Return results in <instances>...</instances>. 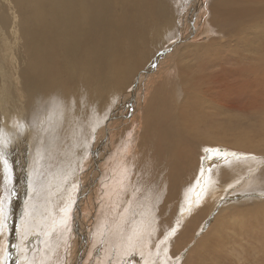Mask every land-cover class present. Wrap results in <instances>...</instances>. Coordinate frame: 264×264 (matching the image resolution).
Wrapping results in <instances>:
<instances>
[{
  "label": "rangeland",
  "instance_id": "rangeland-1",
  "mask_svg": "<svg viewBox=\"0 0 264 264\" xmlns=\"http://www.w3.org/2000/svg\"><path fill=\"white\" fill-rule=\"evenodd\" d=\"M0 1L3 3L1 9H4L1 15L5 11L15 13L13 19H1L0 22V73L8 77H0V264H40L42 262H46V264H66V256L68 255L66 252L70 245L71 234L77 230L78 226L73 221L75 205L79 204V199H84L81 202L82 204L80 203L82 226L86 227L90 219L93 221V218L95 219L99 216L100 220H103L101 214L103 212L106 213L110 208H102V205L104 206L105 204H101L102 196L106 197L110 193V189L114 190L115 187L112 183L120 182L122 176H124L125 182L128 184L126 188L130 191H127V193L123 191V193L125 192L123 202L119 203V208H115V214L117 215L114 217V221L112 223L107 222L106 233L101 234V225L98 223L94 224L95 236L93 238L95 241L90 243L92 247L95 245V252L101 256H104L106 252L109 253V264H240L239 259L242 260L241 264H259L261 260L258 258H264V251L256 248L261 247V245L255 243V235L250 236L248 230L255 233V228L247 225V221L251 217L249 212L255 211L264 205V189H259L260 187L251 188L250 186L252 185L249 186L248 183L254 178H260V173L264 170V155L252 154L248 150L244 151L239 144H234L229 137L240 134L227 130L225 126L231 122L232 117H240L241 121L246 125L250 115H243L240 112L241 110L239 111L235 107L231 108L229 101L222 103L220 107L209 106L205 108L206 113L203 118L201 117V122H199L198 126L193 127L201 128L200 131L214 133L213 138L215 136L218 137V133H223L226 138L215 139L214 142L218 145L213 146V149L206 147L207 151L200 154V158L205 163L200 162L198 165L196 175L199 182L190 196L188 197L187 194L190 190V184L194 180L191 178L190 181L187 180L189 183L187 181L182 183L180 194L178 193V197L172 202V192L168 190L170 186L167 187L169 183L166 186L163 181L165 177L168 180L167 175L170 172V168L172 171V154L170 151H162L159 148L160 135L157 130L153 132L158 135H154L142 121L137 122L133 131L130 130L133 138L129 139V136L122 137L119 144H117L119 153L123 154V151L126 153L130 149L136 154L134 163H119L118 166L117 162L115 165L114 153L117 150L116 145L113 153L110 154L109 152L101 161L100 179L96 183L93 195L89 197L90 202L87 200L88 197H83V195L81 197L82 193L79 190V186L83 183L84 178L81 177L80 170L83 164H88L87 167L91 171L92 166H89L93 160L94 144L98 143L99 139L97 140V138L109 121L110 110L116 106L117 100L121 95L119 92L115 96L113 89L125 87L123 74L128 67L119 66L110 71L109 73L111 74L109 75L98 76L93 72L90 75L86 73L77 77L75 82L63 84V89L61 90V99L63 101L67 99L77 100L82 90L91 92V85L94 80L100 85L99 102L103 103L106 99L109 102L95 110L96 114H98L96 121H93L88 116L85 118L86 138L84 140L86 144L83 146L84 149L74 155L73 159L70 158L67 161L68 163L71 162L69 165H72L77 160L74 163V165L76 164L75 167L73 165L70 168L71 170H69L75 169V175L71 177L72 181L71 179L68 180L66 173H64L65 176L64 174L55 176L50 174L46 178L47 173L41 162L46 160L47 153L53 147L58 148L56 140L51 139L52 131L58 133L62 141L70 133H72V137L68 136V138L73 140L75 136L74 130L68 122L67 111L63 108L58 113L61 118V125L54 126V128L51 127V132L46 133L50 124L48 119L50 115H55V112L48 110L45 104L40 105L39 108H36L35 105L30 107L31 104L26 100L27 94L25 93L27 90V75L25 71L29 66V54L22 49L20 31V14H27V11L12 0ZM167 1L171 3L174 17L172 20L175 22L179 17L178 10L182 6V0ZM206 3L208 4L207 0ZM122 10L126 13L130 11L126 5L122 7ZM204 15L205 11H202V16ZM183 17L184 15L181 16V20L178 22V28L175 22L172 25L171 32L161 39V49L167 50L175 44L179 37V27ZM148 21L149 24L146 26L148 38L145 45H148L150 38L158 36L160 32L166 33V31L161 29V21L158 22L156 15L148 17ZM204 31H207L206 27L203 28L200 38L207 37L208 40L213 38L212 35H207V32ZM17 42L19 43L18 45H16ZM188 46H190V43L186 47L182 46V51L180 50L174 57L172 67L168 66V71L164 73L166 77H164L163 82L161 81L162 84L161 82L159 84H157L158 82L156 83L155 91L153 92L156 95L152 93L149 96L154 101H146L143 105L146 107H143L144 112L147 111L145 114L153 109L152 104L155 102V96H159V93L160 95L162 93L163 101L161 102L166 103V106L168 105L173 114H179L182 121H187L186 124L192 118L193 109L195 110V108L190 107L196 106L199 111L201 103L204 102L201 99L199 84L196 80L193 81L194 79L192 76L190 77V72L181 74L178 69V66L182 68L181 64L183 61L192 57L189 53L183 54L184 51L188 52L186 50ZM170 56L172 55L166 53L164 61H171L172 57ZM164 61H161L162 69H164ZM16 75L19 77H15ZM185 77L187 78L184 79ZM4 79L9 80L6 83L3 82ZM79 81H82V84ZM166 82L167 86L169 84L170 86L166 87ZM194 82L198 84V87H195V89L199 90L198 94L195 91H189V85ZM162 85H165L164 88H162ZM151 95L155 96L152 98ZM233 104L236 105V103ZM167 113L168 111L165 112V119L168 118L169 121L165 120L163 129L176 131L181 121L179 118H174V122L171 125L172 118L166 115ZM197 115L199 117L198 113ZM236 126L235 128L237 129L243 127L242 124ZM247 126L252 130L253 135L259 130L257 123L251 117L248 119ZM165 143L170 144L171 139H165ZM192 143L196 145L195 142ZM66 144L63 143L62 150L65 149ZM222 149L230 155L223 160L215 161L214 157L221 154ZM232 149H235L236 152L232 151ZM208 150H211V155H209ZM62 154L66 155L67 151ZM50 157H52L51 161H54L55 164H63L65 161V157L59 155L50 154ZM227 162H230V164L231 162L240 163V167H243L242 171L238 172V177L226 185L227 187L225 188V185L220 182H224L227 179L226 177L231 176V174L226 176V173H224V179H221L220 176ZM241 173H244V175H241ZM204 176L209 178L208 182L212 183L210 184L211 186L213 185V188L211 186L208 187V190H205L206 193L204 192L202 195L203 198L200 201H196L197 194L201 193V189L204 186L202 182ZM117 177L118 180L115 181ZM157 178H160L163 187L166 186L163 189L164 192L162 190L163 198L160 202L159 195H157L159 194L158 188L151 183ZM134 179L135 183L133 185ZM144 179L146 182L142 181ZM68 181L69 183H66ZM78 181L81 182L79 183ZM229 185L231 187H228ZM87 186L90 187V184ZM247 186L250 188L247 189ZM104 187L105 189L107 188L105 193L103 192ZM167 190L170 192L167 193ZM209 190L212 192L210 191L211 194L207 195ZM120 193H122V190ZM154 197L158 200L155 201ZM104 202H106V199ZM135 202H137V208ZM140 202L144 204L142 205ZM253 204L254 206H250ZM106 206H108V203ZM231 208L237 210V214H234ZM229 210L231 211L229 212ZM93 212H95L94 215L92 214ZM261 214L264 215V212ZM49 217L51 219L46 223ZM131 218L132 222L129 221ZM34 221L39 222L40 231L35 232L36 228L34 232L30 231V227L37 226V222L35 223ZM121 225L123 227L127 225L128 229L126 226L124 231H120ZM86 228L89 230L88 227ZM143 229H146V231H143ZM51 237L53 240L56 238L59 241L56 251L57 255L53 261L50 257L47 258L48 251H50L48 248L51 243ZM102 237L104 242L99 241ZM234 249H244L245 251L238 259L237 256L232 254V252L235 253ZM128 250L131 252L136 251L134 256L136 260H131L132 255L127 252ZM256 251L259 253L257 254ZM89 260H92V258ZM87 263L94 264V261L86 260L85 264Z\"/></svg>",
  "mask_w": 264,
  "mask_h": 264
},
{
  "label": "bare ground",
  "instance_id": "bare-ground-1",
  "mask_svg": "<svg viewBox=\"0 0 264 264\" xmlns=\"http://www.w3.org/2000/svg\"><path fill=\"white\" fill-rule=\"evenodd\" d=\"M12 1L27 11V14H20L22 49L29 54V66L25 71L27 75L26 100L31 104L30 107L35 105L36 108H39L40 105L45 104L48 110L50 109L51 112H55V115H50L48 119L50 124L46 133L51 132V127L54 128V126L61 125V118L58 113H60L61 109H66L68 122L73 128L75 135L73 140L68 138V136L72 137V133H70L65 140L61 141L58 133L52 131L51 139L56 140L58 148L53 147L49 153L65 157V161L63 164H55L54 161H51L52 157H50V154L47 153L46 160L41 162L47 173L46 178L50 174H54L55 176L66 173L68 180H70L75 175V169H72V171L69 170H71L70 168L77 160L72 165H69L71 162L68 163L67 161L70 158L73 159L74 155L84 149L83 146L86 144L84 140L86 138L85 118L88 116L93 121H96L98 114H96L97 112L95 110L109 102L108 99L103 103L99 102L100 85L94 80L91 85V92L82 90L77 100L67 99L63 101L61 99L63 84L75 82L77 77L85 75L86 73L90 75L91 72L98 76L104 74L109 75L111 74L109 73L110 71L119 66L128 67L123 74L125 87L113 89L115 96L119 92L121 95L117 100L116 106L111 110L109 109L111 111L108 118L109 121L101 131L100 136H98V143L94 144L93 160L89 166H92L91 171L87 167L88 164H83L80 170V175L84 178L83 183L80 186L78 184L80 187L79 190L82 193L81 197L82 195L83 197H88L87 200L90 201L89 197L93 195L96 183L100 179L101 161L103 157L109 152L110 154L113 153L122 137L129 136V139H132V132L130 130L133 131L135 124L141 121L154 135L158 134L153 131H158L160 135L159 148L162 151H170L172 154V171L170 168V172L167 175L168 180H166V177L163 180L166 186L169 183L167 187L170 186L168 190L172 192L171 202L178 197L182 183L187 180L190 181L191 178L192 180L194 179V184L192 182L190 184L191 186L189 185L190 190L187 194L189 197L199 182L196 175L198 165L200 162L205 163L200 158V154L207 151L205 149L206 147L213 149V146H217L218 144L214 142L215 139L226 138L223 133H218L219 136L213 138L214 133L200 131L201 128H195L193 126H198L199 122H201L206 113L205 108L209 106L220 107L226 101H229L231 108L235 107L239 111L241 110L240 112L243 115L249 114L248 119L251 117L259 127L257 133L253 135L252 130L247 126L248 119L245 125L240 117H232L231 122L225 126L227 130L239 133L240 135L229 137L230 141L234 144H239L244 151L248 150L252 154L259 156L264 155V0H207L208 4L206 0H182V6L178 10L179 17L175 21L178 28V22L181 20V16L184 15L179 27V37L175 44L167 50L160 48V42L162 38H165L171 32L172 25L175 23L172 20L174 17L171 3L167 0ZM2 5L3 3L0 1V22L1 19H13L14 12L5 11L1 15L2 11H4V9H1ZM125 5L129 7V13L122 10V7ZM202 11H205L204 16H202ZM153 15L157 16L158 22L161 21V29L166 31V33L160 32L158 36L150 38L148 45H145L148 38L146 32V26L149 24L148 17ZM204 27L207 29L204 32H207V35L209 34L213 37L210 40L207 37L200 38ZM189 43L190 46L186 48L188 52L184 51L182 53H189L192 57L189 60L186 59L183 61L181 64L182 68L178 66V69L181 71V74L190 72V77L192 76L193 81L196 80L198 82L199 87L197 83H191L189 85V91H195L198 94L200 90V94L202 95L201 99L204 102L201 103L199 111L196 106L190 107L195 108V110L193 109L191 113V120L189 121L188 119L190 123L188 122L186 124L187 121H182L179 114H173L168 105L166 106V103L161 102L163 101L162 93L161 95L159 93V96H155L156 94L153 92L155 91L156 83L163 82L164 77H166L164 73L168 71L167 68L172 67V61H174V57L181 50L182 46L186 47ZM18 44L17 42L16 45ZM166 53L172 55L170 56L172 57L171 61H164ZM162 60L165 63L163 65L164 69L161 68ZM0 77L8 78L1 73ZM15 77L18 78L19 76L16 75ZM8 80L4 79L3 82L7 83ZM79 82L82 84V81ZM184 82L186 81L184 80ZM162 86L164 88L165 85ZM168 86L166 82V87ZM196 86L199 90L195 89ZM152 93L155 94L153 96L151 95L152 98L155 96V102L152 104L153 109L145 114L147 111L144 112L143 105L146 101H154L151 97L149 98ZM231 99L233 100L231 101ZM233 103H236V105ZM166 111H168L166 115L172 118L171 125L174 122V118L180 119L181 122L176 131L173 129H163L165 120L169 121L168 118L165 119ZM238 124H242L243 127L235 128ZM167 138L171 139L170 144L165 143V139ZM192 142H195L196 145ZM63 143H67L64 150H62ZM200 148L202 149L200 150ZM64 151H67L66 155L62 154ZM221 151V154L214 157L215 161L223 160L230 155L224 149ZM232 151H235V149H232ZM114 156V164L116 165L118 162V166L119 163H134L136 159V154L130 149L126 153L124 151L123 154L119 153L118 145ZM231 164L230 162L225 164L222 175L220 176L221 179H224V173H226V176L231 174V176L226 177L227 179L224 182H220L222 185H225V188L227 187L226 185L238 177V172L242 171L243 166L240 167V163L231 162ZM242 174L244 175V173ZM65 180L67 179L65 178ZM117 180L118 177L115 181ZM142 181L146 182L145 179ZM208 181L209 178L207 176L202 178L204 186L201 189V193L197 194L196 201H200L203 198L202 195L205 190H208V187L211 186L212 183ZM66 183H69V181ZM134 183L135 179L132 184L134 185ZM151 183L158 188L159 194L157 195H159L160 202L163 198L162 190L166 186H162L160 178L155 179ZM88 184H90V187L87 186ZM112 184L115 187H112L114 190L110 189V193L106 197L102 196L101 200V204L105 203L104 206L102 205V208L107 207V209H110L106 213L103 212L101 214L103 220H100V216L95 219L93 218V221L90 219L89 224L86 226L89 230L81 224V202L84 199H79L80 201L78 203H81L80 206L79 204H74L73 221L78 226L77 230L71 234L70 245L66 252L68 254H66V264H85L86 260L90 262L93 260L94 264L95 262L96 264H103L104 261V264H109V253L106 252L104 256H101L95 252V245L92 247L90 243L95 241L93 238L95 236L93 230L94 224L98 223L101 225V234L106 233V228L108 227L107 222L112 223L114 221V217L117 215L115 211L119 208V203L121 201L123 202L124 193L130 191L126 188L128 184L125 182L124 176H122L120 182H113ZM248 185H252L250 186L251 188L260 187L259 189H264V170L260 173V178H254ZM228 187H231V185ZM105 190L107 188L105 189L104 187V193ZM121 190L122 193H120ZM168 190L167 193L170 192ZM123 191L125 192L123 193ZM210 191H208L207 195L209 193L211 194L212 191ZM103 192L102 194H104ZM105 199L106 202H104ZM154 200L157 201L158 199L154 197ZM183 201L185 202L184 198ZM107 203L108 206H106ZM140 203L142 205L144 204L143 202ZM250 206H254V204ZM233 208L231 210L234 214H237V210ZM203 212L205 211L203 210ZM262 212H264V205L255 211L249 212V216L251 217L247 221V225L255 228V233L249 230L248 232L250 236L255 235V243L261 245V247L256 248L264 251V215L261 214ZM92 214L94 215L95 212ZM50 217L46 223L51 219ZM131 220L132 218L129 219L130 222H132ZM34 222H37V226L33 224L34 227H30V231L34 232L35 228V232L40 231L41 227L39 222ZM125 227L121 225L120 231H124ZM146 229H143V231H146ZM104 235L102 236L104 237ZM103 237L99 239L100 242H104ZM50 239L51 243L48 248L50 251H48L47 258L50 257L53 261L57 255L56 251L59 241L56 238L53 240L52 237ZM244 251V249H234L236 254L233 252L232 254L239 259ZM127 252L132 255L131 260H136V257H134L136 251L131 252L128 250ZM256 253L258 254L259 252L256 251ZM90 258L92 260H89ZM258 259L261 260L259 264H264V258ZM239 262L241 264L242 260L239 259ZM40 264H46V262Z\"/></svg>",
  "mask_w": 264,
  "mask_h": 264
},
{
  "label": "snow or ice",
  "instance_id": "snow-or-ice-1",
  "mask_svg": "<svg viewBox=\"0 0 264 264\" xmlns=\"http://www.w3.org/2000/svg\"><path fill=\"white\" fill-rule=\"evenodd\" d=\"M209 151V155H211V150H208Z\"/></svg>",
  "mask_w": 264,
  "mask_h": 264
}]
</instances>
